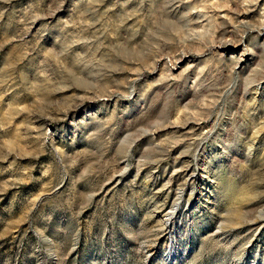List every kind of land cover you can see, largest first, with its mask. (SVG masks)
Masks as SVG:
<instances>
[{"label": "rangeland", "instance_id": "1", "mask_svg": "<svg viewBox=\"0 0 264 264\" xmlns=\"http://www.w3.org/2000/svg\"><path fill=\"white\" fill-rule=\"evenodd\" d=\"M0 264H264V0H0Z\"/></svg>", "mask_w": 264, "mask_h": 264}]
</instances>
